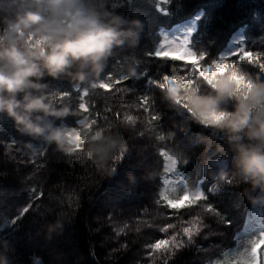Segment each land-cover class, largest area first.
<instances>
[{"label":"trees","instance_id":"16d2710c","mask_svg":"<svg viewBox=\"0 0 264 264\" xmlns=\"http://www.w3.org/2000/svg\"><path fill=\"white\" fill-rule=\"evenodd\" d=\"M104 6L125 18L140 19L143 28L138 45L117 50L99 78L80 84L67 78L50 81L58 102L72 110L64 121L78 130L72 143L60 150L54 143L20 134L11 120L0 117V248L7 241L10 264H217L220 259L246 257L241 238L254 232L258 242L264 233V201L252 202L249 197L255 193L231 170L232 152L224 134L176 110L181 106L178 94L201 88V83L185 71L184 62L160 61L147 54L165 37L169 40L178 26L193 23L181 42L186 39L189 49L206 52L209 58L199 65L194 56L163 55L191 60L208 83L224 71L234 78L238 90L252 81H264L260 78L264 0H106ZM241 47L254 52L250 63H240L238 57L219 61L220 54ZM130 67L138 77L116 84L123 73L132 75ZM165 74L175 76L160 79ZM152 80L163 84L166 92ZM101 82L112 84V89L92 87ZM77 85L80 90L74 91ZM128 88L134 91H125ZM60 92L70 95L61 98ZM145 97L147 112L140 103ZM81 103L87 111L80 109ZM81 119L82 125L76 123ZM97 141L106 149L102 154L91 150ZM125 146L127 153L116 166L114 161ZM140 172L142 179L132 177ZM179 183L183 194L202 191L207 199L185 202L187 195L182 194L170 205L182 207L168 209L157 192L168 194ZM133 185L140 200L128 197L122 204L98 210L100 200L114 196L116 190L127 196ZM30 189L35 195L43 192V198L35 201L39 212L34 207L22 216L35 200ZM209 205L214 206L211 211ZM216 209L230 224L221 221ZM167 224L174 228L161 233L159 229ZM185 227L199 232L191 242L183 234ZM174 235L178 236L174 243L183 245L179 251L146 252L156 240ZM259 258L264 260V248Z\"/></svg>","mask_w":264,"mask_h":264},{"label":"clouds","instance_id":"9594fccd","mask_svg":"<svg viewBox=\"0 0 264 264\" xmlns=\"http://www.w3.org/2000/svg\"><path fill=\"white\" fill-rule=\"evenodd\" d=\"M105 3L0 0V117L11 120L20 134L65 150L78 130L64 123L73 113L58 102L50 81L88 83L105 72L117 50L138 45L143 22L109 11ZM129 73L134 75L135 68ZM178 95L192 121L224 134L231 170L255 193L252 202L264 201V81L238 90L224 71L207 87ZM91 150L102 154L106 149L97 141ZM0 264H10L7 241Z\"/></svg>","mask_w":264,"mask_h":264},{"label":"snow or ice","instance_id":"6c2138e0","mask_svg":"<svg viewBox=\"0 0 264 264\" xmlns=\"http://www.w3.org/2000/svg\"><path fill=\"white\" fill-rule=\"evenodd\" d=\"M187 40L185 39L184 42H180V43H176L174 41H169L166 37L165 39L161 42V45L155 49L153 52L148 53L147 55L150 58H155L158 59L160 61H181L185 63V71H189L191 73L192 79L193 80H197L201 83L202 87H207V81L204 80L203 77L199 76V69L196 67V65H194L191 60H185L183 58H173L170 55H163L162 53L165 52H177L179 53L181 56H194L197 59V63L200 65V61H206L209 58V54L206 52H201L199 54H197V52L189 49L186 46ZM175 45V46H174ZM254 56V52L246 50V48H238L232 52H228L225 54H220L219 55V61L223 60V61H227L229 58L231 57H238V60L240 63H244L245 61L247 62H251ZM235 66V65H234ZM262 69H264V66H260ZM146 73L142 72L141 75H145ZM173 76L175 75H170V74H165L163 75L160 79L163 80H170ZM134 77H138L137 75L133 76V75H129L128 73H123L122 74V78L117 79L115 81L116 84H121L123 83L125 80H129L130 78H134ZM111 74H108V79L111 80ZM260 78L264 79V71L261 72L260 74ZM152 83L159 88L162 92H166V88H164L161 83H158L157 80H152ZM93 88L95 87H99L101 89H104L105 91H110L112 89V84L110 83H104L101 82L99 85L93 84L92 85ZM80 87L79 85H77L74 88V91H79ZM125 91H134V89H125ZM88 94L87 90H85L83 92V95L86 96ZM70 95V93H66V92H60V97L63 98L65 96ZM164 99L168 102V99L166 97H164ZM141 105L143 106V110L144 111H149L150 110V106L148 103V99L147 97H145L144 99H142L140 101ZM169 103V102H168ZM80 109L83 111H87L86 105L84 103H81L79 105ZM178 112H180L182 115H188L187 109L183 108L182 106H178L176 109ZM129 121L132 120V117H128L127 118ZM153 120L158 119V117L153 116L152 117ZM76 123L79 124H83L84 120H78L76 121ZM94 123V122H93ZM14 130L16 131V129L14 128ZM10 138L12 141L15 140V136L9 134ZM33 145L30 144V147H32ZM77 150H80V147H76ZM73 151V149L69 150L68 152L71 153ZM127 153V149L126 146L123 148L122 153H120L117 157V160L114 161V163L119 164L125 157ZM44 153H41V155H43ZM163 150H161V152L159 153V155H161V157H163ZM87 156V155H86ZM88 157V156H87ZM90 158V157H89ZM178 161V160H177ZM177 161L175 163V167L177 164ZM32 163H35V160L33 159L31 161ZM187 163V160H185L184 164ZM170 169H165V173L166 172H170ZM167 181H165L166 183ZM227 183H231V181H227ZM217 187H213L211 190H215ZM31 191H33L34 195H35V190L34 189H30ZM185 195H187V199L185 200V202L189 201L190 199L192 200H201V199H207V197L205 196V194L202 191H197L195 193L194 196H190L188 191H184V194L182 197H184ZM157 196L160 198V200H162L164 203V206L167 207L170 210H175V209H179L182 206H178V207H172L171 202H178L182 197L173 199L171 198L168 194L166 190L163 191H158L157 192ZM43 198V192H40L39 195H35V200L30 201L29 204L23 209L21 215L23 216L24 214H27L29 211H33V208L35 207L37 210V213L39 212V207L40 205H37L35 203L36 200H41ZM159 202V201H158ZM255 207V206H254ZM212 208H214L213 205H209V211L212 210ZM216 214L217 216L221 217V221H223L225 223V225L230 224V221H227L225 219L224 216H222L218 209H216ZM174 225L173 224H167L164 228L159 229V231L161 233H167L168 230L173 229ZM121 234H123V229H121ZM183 234L185 237H187V239L189 240V242H191L195 236L199 235V232L193 233L191 231V229H189L188 227L183 228ZM209 237H205V239H208ZM178 240V236L174 235L172 236L170 239H158L156 240L154 243L148 245L146 247V252L151 255L154 251H159L162 254H168L169 251L171 249H175L176 251H179L181 247H183L182 244L179 243H174L175 241ZM203 247V246H201ZM264 248V233H262L259 237H258V242H253L251 244V246L246 250V257H244L243 254H241L242 258H235V259H229V260H224V259H220L217 264H264V260H261L259 258V252L260 249Z\"/></svg>","mask_w":264,"mask_h":264},{"label":"rangeland","instance_id":"374dc122","mask_svg":"<svg viewBox=\"0 0 264 264\" xmlns=\"http://www.w3.org/2000/svg\"><path fill=\"white\" fill-rule=\"evenodd\" d=\"M187 29H188V26L187 24L185 25H182V26H179L178 28H176L172 34V37L169 39L170 41H174L176 43H179L180 40L185 36L186 32H187ZM175 46V45H174ZM142 166L139 165V168L138 170L141 171V168ZM141 172L139 174H137L136 176H132L133 178H138V179H142L143 178V175L141 174ZM173 188L172 189H169L168 193H169V196L173 199H176V198H179L182 196L183 192H182V185L181 183L179 184H175L172 186ZM134 185L132 186V188H130V191L128 193L127 196H122V195H119V191L117 192L116 190V193L114 196H111V197H108V199H105L104 201H102L101 203V200L98 202V210L100 211L102 208L106 207L107 205L109 204H112V205H116V204H122L125 202V198H128V197H135L137 198L138 200L141 199V197H138V195H136V192H134ZM255 242V237H254V234H248L246 236H244L242 239H241V245L244 247L245 249V253H246V250L251 246V244ZM55 255L56 252L54 251Z\"/></svg>","mask_w":264,"mask_h":264}]
</instances>
